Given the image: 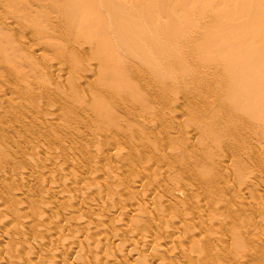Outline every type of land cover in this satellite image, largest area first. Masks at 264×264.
Returning a JSON list of instances; mask_svg holds the SVG:
<instances>
[{"label": "rangeland", "instance_id": "obj_1", "mask_svg": "<svg viewBox=\"0 0 264 264\" xmlns=\"http://www.w3.org/2000/svg\"><path fill=\"white\" fill-rule=\"evenodd\" d=\"M210 1L0 0V264H235V260L259 264L256 253L264 260L260 255L264 254V120L257 121L259 113L264 116L263 92L259 90L264 84L258 83L262 72H257L264 71V41H260L264 39L259 38L264 34V5L261 9L259 0H252L262 10L256 16L257 6H250L251 0H243L245 4L242 0L241 4L240 0H233L237 4ZM251 7L257 18L249 23L247 16L253 11L249 14L247 8ZM216 8L226 20L220 17L222 24L214 25ZM230 19L233 29L248 23L247 31L241 30L239 35V28L232 32L228 26L234 38L241 34L247 39L252 30L255 36L259 27L258 37L250 38L253 48L249 38L247 42L241 36L237 41L225 37L229 32L224 27ZM208 22H214L209 26L211 34ZM166 23L173 26L169 29ZM256 23L260 24L254 28ZM220 25L224 29L218 36L225 30L221 36L226 34V40L237 42L239 53L256 48L258 57L242 51L251 61L242 52L243 56L236 55L231 42L237 58L231 49V55L227 54L229 42L218 37L221 44L223 40L227 44L228 65L232 67L235 59L243 60L244 65L246 60L252 62L240 67L243 77L249 66H253L249 75L252 72L254 77L257 67L254 74L260 79L254 77V82L245 75L247 82L249 77L254 79L249 78L253 86L248 82L252 88L244 87L248 83L239 72L243 80L232 75L242 62L235 63V67L240 65L233 66L232 74L228 68L224 70L225 46H218L213 33ZM171 30L178 31L177 36ZM201 33L205 39L210 35L204 56L200 55L203 50L199 53L204 46ZM168 37L176 40L169 42L174 45L169 47L172 52L163 50L168 47L162 46ZM214 42L222 46L220 59ZM241 44L244 49H239ZM165 54L167 60L162 57ZM202 56L211 60L205 57L204 62ZM216 57L218 61H214ZM221 60L224 67L218 63ZM227 81L244 87L239 91L257 89L251 90L254 97L246 92L249 101L234 95L241 102L251 101L252 109L239 99L238 107L235 97L231 100L233 86H222ZM125 83L131 84L126 87ZM227 92L237 105L225 101L229 100ZM253 103L262 109H255ZM250 110L259 112L254 115L256 123ZM234 241L238 249L233 247ZM214 246L219 250L211 253ZM249 247L257 252H248ZM249 253L255 255L254 261ZM243 254L248 256L247 262Z\"/></svg>", "mask_w": 264, "mask_h": 264}, {"label": "bare ground", "instance_id": "obj_2", "mask_svg": "<svg viewBox=\"0 0 264 264\" xmlns=\"http://www.w3.org/2000/svg\"><path fill=\"white\" fill-rule=\"evenodd\" d=\"M212 1H213V4H215L214 0H211L210 2H212ZM232 1H233V0H232ZM237 1L239 2V0H236V2H237ZM242 1H243V0H242ZM244 1L247 2V0H244ZM244 1H243V3L245 4ZM261 1H264V0H259V1H257V2H259L260 4H262L263 2L261 3ZM233 2H234V1H233ZM233 2H232V3H233ZM236 2H234V3L237 4ZM250 2H252V0H251ZM226 3L228 4V7H229V4H230V3H229V2H226ZM241 3H242V2H241V0H240L239 4H241ZM255 3H256V2H255ZM255 3L252 2V3L250 4V6L253 5V8H254V6H257L256 8H258V9L255 8V10L257 11L255 15L257 16L258 11L262 9L261 6L263 7L264 4H262V5L259 4V7L261 8V9H260V8L258 7V3H256L257 5H256ZM227 4H226V5H227ZM230 5L233 6V4H230ZM214 6L216 7V5H213V7H214ZM250 6H248V7H250ZM263 8H264V7H263ZM216 9H217V8H216ZM249 9H250V10H248V8H247V11H249V14H250V11L252 12L253 10H251L252 7L249 8ZM214 10H215V9H214ZM255 10H254V11H255ZM216 11L219 12L220 10L217 9V10L213 11L212 14H214V12H215V17L217 18V15H216V14H218V16H219V15H220L219 13H221V12L218 13V12H216ZM238 11H239V10H238ZM247 11H246V13H247ZM254 11H253V15L251 14V16H249V17L252 18L253 16H255V15H254ZM261 11H262V10H261ZM261 11H260V12H261ZM263 11H264V9H263ZM243 12H245V11H243ZM246 13H244V18H243V20L245 19ZM261 13H264V12H261ZM261 13H259L258 15H261ZM221 15H223V14L221 13ZM220 17H221V16H219L218 19L214 18V19H215V24H214V25H216V24H218V23H219V24H222V23H220V21L222 22L223 20H226V17L222 16V17H223V20L221 19L222 17H221V18H220ZM249 17L247 16V19H249V20H247V22H248V21H251V22H249V23H252V21L255 20V19H253V18H257V17H253V18H252L253 20H252V19H250ZM261 17L264 18L263 15H261ZM174 18H175V17H173V19H174ZM262 18H261V19H262ZM259 19H260V18H259ZM261 19H260V20H261ZM218 20H219V22H218ZM212 21H213V20H212ZM216 21H217V22H216ZM234 21H235V20H234ZM261 21H264V19L261 20ZM134 22H136V21H134ZM154 22H155V21H154ZM168 22H169V21H168ZM168 22H167V23H168ZM230 22H231V24H230ZM244 22H245V21H244ZM258 22H259V21H258ZM156 23H157V22H156ZM156 23H153V24H156ZM167 23H166V24H167ZM170 23L173 24V22H171V21L169 22V24H170ZM178 23H179V22L177 21V24H175V27H178ZM213 23H214V22H213ZM213 23L211 24V23L208 22V25H206V27H209V26L212 27L211 25H213ZM223 23L226 24L227 21H226V22L224 21ZM234 23H236V22H234ZM237 23H238V22H237ZM237 23H236V24H237ZM245 23H246V22H245ZM245 23H244V25H241V27H238L240 30H238L237 33H238L239 31H241V30H242V31L244 30V32H245V30L247 31V29H246V27H245ZM263 23H264V22H261V25H262ZM136 24H137V22H136ZM141 24H142V23H141ZM141 24H140V25H141ZM160 24H162L161 26L163 27V23H160ZM209 24H210V25H209ZM225 24H223V25H225ZM232 24H233V23H232V20L230 19L229 24L227 25V27H224V26L220 25L222 28H220V26H218L217 28H219V30H218V29H215V30L217 31V32H216V31L213 29V31H215V32H213V33H216V34H217V33H219L218 31H221L222 29L225 28V29H227L226 34H227V32H229L230 34L228 33L227 36H225L226 34H224V36H225V37H228V35L231 36V34L233 35L232 32H234V31H236V30L238 29V28L236 27V26H238V25H236V24H235V25H236V26H235V27H236V30H235V27H234V29H233V28H232V27H233ZM247 24H248V23H246V25H247ZM258 24H260V23H258ZM258 24L256 23V24H252V25H254V26L256 25V26H257ZM128 25H129V24H127L126 27H127ZM132 25H133V24H132ZM138 25H139V24H138ZM138 25H137V26H138ZM142 25H143V24H142ZM149 25H150V24H149ZM157 25H159V24H157ZM167 25H168V24H167ZM176 25H177V26H176ZM195 25H196V24H195ZM198 25H199V24H197L196 26H198ZM229 25H230V26H229ZM119 26H120V24H119ZM119 26H117V27H119ZM130 26H131V24H130ZM134 26H136L135 23H134ZM137 26H136V27H137ZM145 26H146V25H145V23H144V27H145ZM147 26H148V24H147ZM151 26H152V24H151ZM154 26H155V25H154ZM154 26H153V27H154ZM161 26H160V28H161ZM171 26H173V25H170V27H171ZM196 26H194V27H196ZM203 26H204V25H203ZM203 26H199V32H202L204 29L206 30L205 26H204V29H201V28H200V27L203 28ZM228 26H229L230 30L233 29L234 31H232V30H231L232 32L228 31V30H229V29H228ZM242 26H243V28L245 27V29H243ZM248 26H251V25L249 24ZM248 26H247V27H248ZM256 26H255L254 28H256ZM262 26H263V25H262ZM113 27H114V26H113ZM121 27H122V26H121ZM124 27H125V26H124ZM139 27H140V28H143L142 26H139ZM139 27H138V28H139ZM156 27H157V26H156ZM167 27L170 29L169 25H168ZM179 27H180V25H179ZM181 27H183V25H182ZM187 27H189V25H188ZM187 27H185V28H187ZM190 27H191V25H190ZM210 27H209V30L211 29ZM223 27H224V28H223ZM257 27H258V26H257ZM115 28H116V27H115ZM119 28H120V27H119ZM127 28H129V26H128ZM127 28H126V29H127ZM134 28H135V27H134ZM151 28H152V27H151ZM160 28H159V30H160ZM165 28H166V25H165ZM168 28H166V29H167L168 32H170V31L168 30ZM185 28H184V30H183L182 28H180V29L177 28V29H178L179 31H180V30H182V31H186ZM258 28H259V27H258ZM258 28H257L258 31H257L256 29H254V31H255V32L257 31V33L259 32V29H258ZM126 29H125V31H126ZM129 29H130V28H129ZM157 29H158V28H157ZM157 29H156V30H157ZM161 29H162V28H161ZM174 29H175V28H174ZM174 29H173V30H174ZM177 29H175V30H177ZM189 29H190V28H189ZM193 29H195V28H191L190 30H193ZM196 29H197V27H196ZM252 29H253V27H252ZM260 29H261V27H260ZM121 30H122V29H121ZM127 30H128V29H127ZM135 30H136V28H135ZM137 30H138V29H137ZM143 30H144V29H143ZM143 30L141 31V33H143ZM148 30H151V29H148ZM148 30H147V31H148ZM152 30H153V29H152ZM152 30H151V32H152ZM175 30H174V31H175ZM190 30H189V31H190ZM201 30H202V31H201ZM209 30H208V31H209ZM115 31H116V30H115ZM117 31H118V30H117ZM117 31H116V32H117ZM147 31H146V32H147ZM162 31H163V29L161 30V33H162ZM171 31H172V30H171ZM174 31H172V33H174ZM182 31H180L179 33H181ZM197 31H198V29H197ZM197 31H194V33L197 32ZM263 31H264V27L262 28V31H261V32H263ZM110 32H111V31H109V33H110ZM139 32H140V31H139ZM139 32H138V33H139ZM153 32H154V31H153ZM157 32H158V31H157ZM163 32H165L164 34H166V31H163ZM186 32H188V30H187ZM186 32H185V34H186ZM199 32H198V33H199ZM222 32L225 33V30H223ZM244 32H241V33L244 34V35H247L249 31H248L247 33H244ZM252 32H253V30L251 31L250 37H248L249 39L252 38V37H253L252 39H254V37L257 38V37H258V34H260V33H258V34L255 33V36H254V35H253L254 32H253V33H252ZM123 33H124V32H123ZM126 33H127V31H126ZM129 33H131V32H129ZM141 33H140V34H141ZM144 33H145V32H144ZM144 33H143V34H144ZM175 33H176V32H175ZM175 33H174V35L177 36L176 34L178 33V31H177L176 34H175ZM189 33H190V32H189ZM202 33H204V32H202ZM202 33H201V34H202ZM211 33H212V32H211V30H210V34H211ZM223 33H220V34L223 35ZM237 33L235 32L234 34L236 35ZM239 33H240V32H239ZM239 33H238V35H239ZM115 34H116V33H115ZM145 34H146V33H145ZM157 34H158V33H157ZM168 34H170V33H168ZM183 34H184V33H183ZM192 34H193V33H192ZM256 34H257V36H256ZM262 34H263V33H261V35L259 36V38L264 39V38H263V37H264V34H263V36H262ZM118 35H119V34H118ZM122 35H123V34H122ZM122 35H120V37H121ZM137 35H138V34H137ZM153 35H155V34H152V36H153ZM159 35H160V34H159ZM172 35H173V34H172ZM181 35H182V34H181ZM181 35H180V37H181ZM190 35H191V34H190ZM195 35H197V34H195ZM199 35H200V34H199ZM202 35H203V34H202ZM202 35H201V36H202ZM205 35H206V34H205ZM218 35H219V34L215 35L214 40L217 39V41H218L219 38L221 37V38H224L225 42H229V43H227L228 45L225 44V45H227V47H228V49H227V47H226L225 45H223V44H224V40H223V39H221V41L223 40V43H222V44H221V42L218 41V46H219V45H223V47H222V46L218 47V46L216 45V43H215V42H217V41H215L214 44H215V46H217V47H215V49L218 48V50H219V51H216V53L220 52V48H221V47L224 49V46H225V50H222V48H221V50H222L223 52L226 51V49H227V51H228L229 49H231V51L233 52V50L236 48V45H237V44L235 45V43H237V42L234 43V41H232L231 39L228 41V39L230 38V36H229L228 39L226 40L224 36H221V35H220V37H219ZM238 35H237V36H238ZM251 35H252V36H251ZM124 36H125V35H124ZM134 36H135V35H134ZM140 36H142V35H140ZM145 36H146V35H145ZM148 36H149V35H148ZM160 36H161V35H160ZM168 36H171V34L168 35ZM175 36H173L174 39H175V38L177 39V37H175ZM192 36H193V35H192ZM201 36H200V37H201ZM212 36H214V35H212ZM237 36H236V37H237ZM240 36L243 37L244 39H246L245 37H247V36L244 37V36H242L241 34H240ZM240 36H238V39H239ZM248 36H249V35H248ZM261 36H262V37H261ZM110 37H111V36H110ZM116 37H117V36H116ZM127 37H131V35H129V36H125V37H123V38H127ZM135 37H136V36H135ZM149 37H150V36H149ZM156 37H157V36H156ZM158 37H159V36H158ZM158 37H157V38H158ZM205 37H206V36H205ZM207 37H208V38H207ZM207 37H206V38L209 39L210 35L207 36ZM218 37H219V38H218ZM236 37H235V38H236ZM112 38H113V37H112ZM131 38H133V37H131ZM137 38H138V37H137ZM153 38H155V37H153ZM178 38H179V37H178ZM182 38H183V36H182ZM184 38H185V37H184ZM203 38H204V35H203ZM203 38H202V39H203ZM231 38H234V36H231ZM235 38H234L233 40H236V41H237V39H235ZM243 38H241L242 40H240V43L242 42V44L244 45V43H243V41H244ZM248 38L246 39L247 42H248V40H249ZM256 38H255V39H256ZM118 39H119V38H118ZM118 39H117V40H118ZM134 39H135V38H134ZM140 39H141V38H140ZM151 39H152V38H150V40H151ZM166 39H167V38H166ZM168 39H169V41H167ZM168 39L166 40V42H168V43H165V42H164L165 45H162V46H166V45H168V47L166 46V47H164V49H163V47L161 46V48H162L163 50H166V48H167V50L169 49V50L172 52V50H171L170 48H171V47L173 48L174 45L172 46L171 44H169V42H174V41H176V40H174V39L171 38V37H168ZM170 39H172V41H171ZM195 39H196V37H195ZM198 39H199V38H198ZM207 39L204 38V39H203L204 42H203V40L201 41V43L203 42V44H204V46H205V47L203 46V48H202V45H201V50L199 49L200 46L195 45L196 47H199L198 49H199L200 51H199L198 49H196V50L199 51V53H200L202 50H203L202 52H204V50H205V51L208 50V49H204V48H206L205 40H207ZM211 39H212V38H211ZM252 39H250V41L248 42V43H249V47H251V46H250V43H251V40H252ZM255 39H254V40H255ZM128 40H129V39H128ZM130 40H131V39H130ZM136 40H137V39H136ZM136 40H135V41H136ZM142 40H143V39H142ZM155 40H157V39H155ZM182 40H183V39H182ZM254 40H253V43H254ZM148 41H149V40H148ZM153 41H154V39H153ZM153 41L151 40V42H153ZM158 41H159V40H158ZM183 41H185V40H183ZM197 41H199V40H197ZM211 41H212V40H211ZM260 41L263 42L264 40H260ZM143 42H144V41H143ZM145 42H147V41H145ZM194 42H195V41H194ZM206 42H207V41H206ZM209 42H210V41H209ZM231 42H233V43H232L233 46L235 45V48H234L233 50H232V47H231V46H232ZM135 43H136V44H135V46H136V45H137V41H136ZM153 43H154V42H153ZM201 43H200V44H201ZM212 43H213V41L211 42V44H212ZM245 43H246V41H245ZM253 43H251V44H252V48H253V46H254ZM255 43H256V42H255ZM123 44H124V43H123ZM144 44H145V43H144ZM151 44H152V43H151ZM159 44H160V43H159ZM159 44H158V45H159ZM173 44H175V43H173ZM192 44H193V43H192ZM196 44H198V42H197ZM229 44H231V46H230ZM242 44H241V46L239 45V47H240L239 49L242 48V46H243ZM155 45H156V43H155ZM155 45L153 44L154 47H155ZM170 45H171V47H170ZM176 45H177V44H176ZM190 45H191V44H190ZM108 46H109V45H108ZM108 46H107V47H108ZM141 46H142V45H141ZM141 46H139V47H141ZM145 46H147V45H145ZM151 46H152V45H151ZM156 46H157V45H156ZM195 46H194V47H195ZM211 46H214V45H211ZM245 46H246V44H245ZM132 47H133V46H132ZM132 47L130 46V48H132ZM148 47H149V46H148ZM158 47H159V46H158ZM158 47H157V48H158ZM169 47H170V48H169ZM177 47H178V46H177ZM191 47H192V46H191ZM191 47H190V48H191ZM229 47H231V48H229ZM243 47H244V46H243ZM246 47L249 49L248 45H247ZM108 48H109V47H108ZM128 48H129V47H128ZM135 48H136V47H135ZM141 48H142V47H141ZM141 48H140V49H141ZM143 48L145 49L144 46H143ZM143 48H142V49H143ZM179 48H182V47H179ZM211 48H212V51L214 50L213 52H215L214 47H211ZM247 48H245V49H247ZM252 48H251V49H252ZM100 49H101V48H100ZM132 49H134V48H132ZM154 49H156V48H154ZM194 49H195V48H194ZM237 49H238V48H236L235 51H236ZM242 49H244V48H242ZM255 49H256V48H255ZM255 49L252 50V51H251L250 49H249L250 51H249V50H246V51L244 50V51H245V52L248 51V53H249V55H250V54H251L250 52L253 53V52L255 51ZM112 50H113V49H112ZM130 50H131V49H130ZM138 50H139V49H138ZM151 50H152V49H151ZM151 50L149 49V51H151ZM157 50H158V49H157ZM159 50L161 51V49H159ZM159 50H158V51H159ZM188 50H189V49H188ZM108 51H109V50H108ZM131 51H132V50H131ZM175 51H177L176 48H175ZM191 51H192V50H191ZM193 51H194V50H193ZM193 51H192V52H193ZM227 51H226V52H227ZM231 51H230V52L228 51L229 53L227 52V54H230V55H231V53H232ZM235 51L232 53V56L235 55ZM242 51H243V50H241V52H242ZM244 51H243V52H244ZM111 52H112V51H111ZM113 52H114V50H113ZM141 52H143V51H141ZM144 52H145V50H144ZM144 52H143V53H144ZM155 52H157V51H155ZM161 52H163V51H161ZM168 52H169V51H168ZM189 52H190V51H189ZM195 52H196V51H194L193 53H195ZM213 52H212V53H213ZM226 52H224L226 56L224 55V57H223V56H222V53H218V56H217V57L220 59V58H221L220 56H222V58H224V60H223V59H222V60H223L224 62L227 63L228 60L225 59V57L229 58L230 56L227 55ZM241 52L239 53V51H236V55L240 54V57L243 56V55H241ZM243 52H242V54L248 55L247 53H243ZM136 53H137V52H136ZM146 53H147V51H146ZM197 53H198V52H197ZM254 53H255V52H254ZM256 53H257V51H256ZM256 53H255L254 55H257V57H258V54H256ZM137 54H138V53H137ZM140 54H141V53H140ZM162 54H163V53H162ZM162 54H161V55H162ZM177 54H178V53H177ZM177 54H175V55H177ZM203 54H205V52L202 53V54H200V55H203ZM115 55H116V53H115ZM115 55H113V56H115ZM118 55H119V53H118ZM133 55H134V54H133ZM151 55H153V54L151 53ZM189 55H190V54H189ZM197 55H198V54H197ZM206 55H207V53H206ZM213 55H214V53H213ZM213 55H212V56H213ZM236 55H235V57H237ZM249 55H248V57H247V56H246V57L248 58V60L251 59V61H252V57L250 58ZM252 55H253V54H252ZM111 56H112V55H111ZM140 56H141V55H140ZM140 56H138V57L140 58ZM142 56L145 58L144 55H142ZM158 56H159V55H158ZM164 56H166V54L163 55L162 57H164ZM169 56H170V53H169ZM173 56H174V54H173ZM177 56H179V54H178ZM192 56H193V55H192ZM195 56H196V55H195ZM203 56H204V55H203ZM203 56H202V57H203ZM208 56H209V55H208ZM208 56H205V57H207V59H208ZM214 56H215V55H214ZM232 56H231V57H232ZM107 57H108V55H107ZM117 57H118V56H117ZM119 57H120V55H119ZM170 57H171V56H170ZM185 57H186V55H185ZM205 57H203V59H204ZM217 57H216V60H214V61H218V60H219V59H217ZM235 57H233V58H235ZM238 57H239V56H238ZM238 57H237V58H238ZM240 57H239V58H240ZM111 58H113V57H111ZM164 58H166V57H164ZM181 58H182V57H181ZM181 58H180V59H181ZM191 58H192V57H191ZM200 58H201V56H200ZM209 58H210V57H209ZM213 58H215V57H213ZM242 58L244 59L245 56L242 57ZM247 58H246V59H247ZM249 58H250V59H249ZM255 58H256V56H255ZM107 59H108V58H107ZM135 59H136V58H135ZM149 59H150V58H149ZM162 59H163V58H162ZM183 59H184V58H183ZM185 59H186V58H185ZM197 59H198V58H196V60H197ZM205 59H206V58H205ZM205 59H204V60H205ZM246 59H244V61H245ZM257 59H258V58H257ZM109 60H110V59H109ZM153 60H155V59H153ZM157 60H158V59H157ZM163 60H164V59H163ZM166 60H167V58H166ZM166 60H164V61H166ZM201 60H202V59H201ZM208 60H209V59H208ZM208 60H207V61H208ZM210 60H211V59H210ZM210 60H209V61H210ZM222 60H221V61H222ZM226 60H227V61H226ZM229 60L232 61V63H234V62L237 63V61H238L239 63L242 62V63H240L241 65L239 64L240 66L238 65L239 68H238V66L235 67V65H237L238 63H237V64H235V63L233 64V66L235 67V69H236V68L239 69L237 72L234 71L233 74H232L231 71L234 69V67H233V66L231 67L230 65H228L229 63L231 64V62L228 61L229 63H227V65H226V63H224L223 61H222V62H218V63H220V64H221V63H224V64H222V67H224V66L226 65V66L224 67V70H225V71H227V70L230 71V70L232 69V70L230 71L232 75H234L235 73H236V75H237L238 72H239L238 74H241V73H240V70H241L240 67H241L242 64H243V60L241 59L242 61H240L239 59H235L236 61H234V62H233V60H231V59H229ZM254 60H256V59H254ZM110 61H111V60H110ZM134 61H135V60H134ZM140 61H142V60H140ZM146 61H147V60H146ZM150 61H151V60H150ZM164 61H163V62H164ZM168 61H169V59H168ZM168 61L166 62L167 64L169 63ZM190 61H191V60H190ZM197 61H198V60H197ZM209 61H208V62H209ZM137 62H138V59H137ZM153 62H154V61H153ZM153 62H151V63H153ZM180 62H181V60H180ZM183 62H185V60H184ZM186 62H187V61H186ZM198 62H199V61H198ZM204 62H206V60H205ZM204 62H203V63H204ZM208 62L205 63V64H208ZM147 63H148V62H147ZM188 63H189V62H188ZM212 63H213V61H212L211 63H209V64H212ZM215 63H217V62H215ZM246 63H247V64H250V63H252V62L249 61V63H248V61L246 60ZM246 63H245V65L243 64L242 69H243L244 66H247ZM255 63H256V61H255L254 64H252V65H255ZM145 64H146V62H145ZM149 64H150V63H149ZM179 64H180V63H178V65H179ZM181 64H182V62H181ZM189 64H190V63H189ZM199 64H200V62H199ZM209 64H208V65H209ZM220 64H219V65H220ZM130 65H132V64H130ZM147 65H148V64H147ZM155 65H156V64H155ZM158 65H159V63H158ZM187 65H188V64H187ZM203 65H204V64H203ZM214 65H215V64H214ZM223 65H224V66H223ZM135 66H136V65H135ZM188 66H189V65H188ZM196 66H197V65H196ZM205 66H206V65H205ZM220 66H221V65H220ZM220 66H219V67H220ZM229 66H230V67H229ZM130 67H131V66H130ZM156 67H157V66H156ZM199 67H200V65H199ZM206 67H207V66H206ZM211 67H212V66H210V68H211ZM247 67H248V66H247ZM250 67H251V66H249V69L245 67L246 70H247V73H246V71H245V73L248 74V75H249V70L251 71V69H252L253 66L251 67V69H250ZM255 67H256V65L254 66V68H255ZM258 67H259V66H258ZM146 68H148V67H146ZM186 68H187V67H186ZM196 68H197V67H196ZM225 68H228V69L226 70ZM229 68H230V69H229ZM245 68H244V69H245ZM260 68H261V67H260ZM101 69H102V68H101ZM153 69H154V68H153ZM162 69H163V68H162ZM188 69H189V68H188ZM188 69H187V70H188ZM198 69H199V68H198ZM198 69H197V70H198ZM207 69H208V68H207ZM103 70H105V69H103ZM103 70L100 71V72L103 73V72H104ZM137 70H138V69H137ZM140 70H141V69H140ZM142 70H143V69H142ZM142 70H141V71H142ZM145 70H146V69H145ZM147 70H148V69H147ZM157 70H158V69H157ZM160 70H161V69H160ZM210 70H211V69H210ZM210 70H208V71H210ZM214 70H215V69H214ZM224 70H223V71H224ZM253 70H254V71H257V67H256L255 69H253ZM121 71H122V70H121ZM151 71H152V70H151ZM223 71H222V72H223ZM242 71H243V70H242ZM254 71H253V75H255L254 77H256V75H258V74H256L257 72H262L263 75H264V71H261V70H260V71L255 72V74H254ZM139 72H140V71H139ZM143 72H144V71H143ZM148 72H149V71H148ZM155 72H156V71H155ZM160 72H161V71H160ZM163 72H164V69H163ZM185 72H186V71H185ZM187 72H188V71H187ZM243 72H244V71H243ZM208 73H209V72H208ZM223 73H224V72H223ZM226 73L228 74V72H226ZM262 73L259 74V77H260L261 79L263 78V77H261V76H263ZM161 74H162V73H161ZM219 74H220V73H219ZM243 74H244V73H243ZM246 74H245V75H246ZM102 75H103V74H102ZM145 75H147V74L145 73ZM151 75H152V74H151ZM156 75H157V74H156ZM158 75H159V72H158ZM164 75H165V74H164ZM194 75H195V73H194ZM198 75H200V74H198ZM213 75H214V74H213ZM216 75H217V74H216ZM236 75H234L233 77H235ZM245 75H244V77H245ZM260 75H261V76H260ZM160 76H161V75H160ZM191 76H192V75H191ZM218 76H219V75H218ZM222 76H223V75H222ZM224 76H226V74H224ZM224 76H223V77H224ZM229 76H230V74L228 75V77H229ZM237 76H238V75H237ZM237 76H236V78L239 79L240 76H238V77H237ZM241 76H242V74H241ZM249 76H252V72H251V74H250ZM249 76H248V77H249ZM149 77H150V76H149ZM149 77H148V78H149ZM181 77H182V76H181ZM193 77H194V76H193ZM206 77H207V76H206ZM206 77H205V79H206ZM209 77H210V76H209ZM226 77H227V76H226ZM226 77H225V80H223V81H226ZM228 77H227V78H228ZM242 77H243V76H242ZM242 77H240L241 80H243V78H244V77H243V78H242ZM252 77H253V76H252ZM252 77H249V78L253 79L254 77H253V78H252ZM158 78H159V76L157 77V79H158ZM160 78H161V77H160ZM163 78H164V77H163ZM188 78H189V77H188ZM197 78H198V76H197ZM197 78H195V79H197ZM200 78H201V77H200ZM203 78H204V77H203ZM210 78H211V77H210ZM229 78H231V77H229ZM249 78H248V82H250V80H251V79H249ZM257 78H258V77H256V79H257ZM260 78H258V79H260ZM185 79H186V78H185ZM215 79H216V78H215ZM215 79H214V81H215ZM218 79H219V78H218ZM223 79H224V78H223ZM238 79H237V80H238ZM245 79H246V81H245V80H243V81L247 84V83H248V82H247V76L245 77ZM254 79H255V78H254ZM254 79H253V80H254ZM256 79L254 80V82L256 81ZM261 79H260V82L257 80L258 83H261V82H262V83L264 84V78L262 79L263 81H262ZM148 80H149V79H148ZM161 80H162V79H161ZM186 80H187V79H186ZM201 80H202V79H201ZM227 80H229V79H227ZM231 80H232V79H231ZM233 80H234V79H233ZM237 80L235 79V81H237ZM241 80H238V82H240V85H241ZM149 81H150V80H149ZM179 81H181V80H179ZM210 81H211V80H210ZM218 81H219V80H218ZM124 82H125V81H124ZM124 82H123V83H124ZM127 82H128V81H127ZM129 82H130V80H129ZM158 82H159V80H158ZM196 82H197V81H196ZM201 82H202V81H201ZM232 82H233L232 84H231V81L229 82L230 85L233 86V88H234V89L232 88V90H234V94L232 93L233 91L230 92V94H231V93L233 94V95H230V96H231V100H232L233 97H235V99H236L237 97H239V96H241V95L244 96V97H242L243 100H244V98L247 96V93H248V92L250 93V91L252 90L251 88H252V86L254 85V83L252 84L253 81L251 80L250 84H252V86H251L249 83H248V84H249L250 86H248V84H247V86H246V85L244 86V87H246V88L251 87V88H250L251 90L248 91V90H246V88H245V90H244V89H243V91L240 90V91H241V92H240L238 89H239L241 86L239 85L240 87L237 88L236 86L233 85V84L236 83V82H234V81H232ZM238 82H237V83H238ZM131 83H132V82H131ZM131 83H130V84H131ZM185 83H187V82H185ZM220 83H222V81H221ZM220 83H219V84H220ZM224 83H225V82H224ZM224 83H223V84H224ZM226 83H227V84H226ZM226 83H225L224 85H222V86H226V85L229 84L228 81H227ZM237 83H236V84H237ZM256 83H257V82H256ZM130 84H128V85H130ZM177 84H178V83H177ZM177 84H176V85H177ZM181 84H182V83H181ZM189 84H190V83H189ZM216 84H217V83H216ZM216 84H215V85H216ZM238 84H239V83H238ZM238 84H237V85H238ZM243 84H244V83H243ZM243 84H242V85H243ZM128 85L126 86V83H125V86H126V87H128ZM161 85H162V84H161ZM192 85H193V84H192ZM192 85H191V86H192ZM230 85L227 86V87L230 88ZM257 85H258L257 87L260 86V84H257ZM134 86H135V85H134ZM134 86H132V87L129 86V87H130V89H132ZM178 86H179V85H178ZM183 86H184V85H183ZM185 86H186V85H185ZM193 86H194V85H193ZM196 86H197V85H196ZM200 86H201V85H200ZM211 86H212V85H211ZM163 87H164V86H163ZM204 87H205V86H204ZM218 87H219V86H218ZM244 87H241V88H244ZM254 87H256V86H254ZM254 87H253V88H254ZM257 87H256V88H257ZM262 87H263V85H262ZM220 88H223V87H220ZM225 88H226V87H224V89H225ZM229 88H226L225 90L228 91ZM235 88L237 89V92L239 91L238 93L235 92ZM130 89H129V90H130ZM194 89H195V88H194ZM211 89H212V88H211ZM213 89H214V88H213ZM248 89H249V88H248ZM260 89H261L262 92H263L261 96H262V98H264V97H263V96H264V90H263L264 88H260V87H259V90H260ZM216 90H217V89H216ZM222 90H223V89H222ZM225 90H224V91H225ZM230 90H231V88H230ZM255 90H257V89H255ZM255 90H252V91L254 92ZM259 90H258V91H259ZM261 90H260V91H261ZM175 91H177V90H175ZM214 91H215V90H214ZM217 91H218V90H217ZM219 91H220V90H219ZM244 91H245V93L247 92L246 95L243 93ZM252 91H251V94L253 93ZM258 91H257V92H258ZM220 92H221V91H220ZM185 93H186V92H185ZM207 93H208V92H207ZM214 93H215V92H214ZM255 93H256V92H255ZM258 93H259V92H258ZM258 93H257V94H258ZM188 94H189V93H188ZM196 94H197V93H196ZM211 94H212V92H211ZM211 94H210V95H211ZM221 94H222V93H221ZM225 94H226V93H225ZM228 94H229V92H227L226 95L228 96ZM235 94H236V95L239 94V95L236 97V96H234ZM240 94H241V95H240ZM257 94H256V95H257ZM186 95H187V94H186ZM193 95H194V94H193ZM193 95H190V94H189V96H193ZM212 95H213V94H212ZM252 95H253V94H252ZM219 96H220V95H219ZM223 96H224V95H223ZM249 96L252 97L251 95H249ZM259 96H260V94H259ZM261 96H260V97H261ZM224 97H225V96H224ZM250 97H249V98H250ZM253 97H254V95H253ZM253 97H252V98H253ZM186 98H187V96H186ZM215 98H216V97H215ZM222 98H223V97H222ZM240 98H241V97H240ZM187 99H188V98H187ZM205 99H206V98H205ZM226 99H227V97H226ZM228 99H229V100H225V101H230L229 96H228ZM235 99H233L232 101H235ZM238 99H239V98H237L236 100H238ZM246 99H247V98H245V100H246ZM250 99H251V98H250ZM253 99H254V98H253ZM202 100H203V99H202ZM221 100H223V99H221ZM239 100H240V99H239ZM239 100L236 101V103L238 104V107L241 106V104L238 103ZM251 100H252V99H251ZM138 101H139V100H137V102H138ZM196 101H197V100H196ZM232 101H230V102H232ZM246 101H249V100H246ZM252 101L254 102V100H252ZM258 101H259V100H258ZM258 101H257V99H256L255 102L258 103ZM205 102H206V101H205ZM209 102H210V101H209ZM240 102H241V100H240ZM242 102H244V101H242ZM242 102H241V103H242ZM138 103H139V102H138ZM176 103H177V102H176ZM228 103H229V102H228ZM244 103H247V102H244ZM249 103H252V102L250 101ZM249 103H247V104H248V106L251 105V108H250V109H252V106H253V105H252V104H249ZM187 104H188V100H187ZM198 104H199V103H198ZM224 104H225V103H224ZM229 104H230V103H229ZM231 104H232L231 106H235V105H237V104H235V103H234L235 105H233V102H232ZM253 104L255 105V106H254L255 109H256V108H258V109L260 108V107H258L257 104H255V103H253ZM201 105H202V104H201ZM220 105H221V104H220ZM242 105H243V104H242ZM256 105H257V107H256ZM259 105H260V102H259ZM213 106L215 107L216 105H213ZM245 106H246V104L244 105V108H246ZM248 106H247V107H248ZM187 107H188V106H187ZM193 107H194V106H193ZM214 107H213V108H214ZM217 107H218V106H217ZM229 107H230V106H229ZM238 107L236 106V108H238ZM254 107H253V108H254ZM145 108H146V107H145ZM197 108H198V106H197ZM205 108H206V107H205ZM207 108H208V107H207ZM234 108H235V107H234ZM236 108H235V109H236ZM241 108H243V106H242ZM241 108H239V109H241ZM244 108H243V109H244ZM248 108H249V107H248ZM239 109H238V110H239ZM243 109H241L242 112L245 110V109H244V110H243ZM246 109H247V108H246ZM255 109H253V111H254ZM258 109H257V110H258ZM260 109H262V108H260ZM190 110H191V109H190ZM212 110H213V109H212ZM241 110H240V111H241ZM145 111H146V110H145ZM186 111H187V110H186ZM201 111H202V110H201ZM214 111H215V110H214ZM234 111H235V110H234ZM245 111H246V110H245ZM245 111H244V115L246 114ZM248 111H249V109H248ZM248 111H247V112H248ZM258 111H259V110H258ZM258 111H257V112L255 111V112H256V113H255V112H252V111L250 110V112H251L252 114L254 113L253 116H254L255 114H256V116H257V113H259ZM242 112H241V114H243ZM186 113H187V112H186ZM196 113H197V112H196ZM207 113H208V112H207ZM211 113H212V112H211ZM211 113H209V114H211ZM219 113H220V112H219ZM236 113H240V112H239V111H238V112L236 111ZM191 114H192V113H191ZM213 114H214V113H213ZM248 114H250V113H248ZM188 115H189V114H188ZM193 115H194V114H193ZM203 115H204V114H203ZM215 115H216V114H215ZM220 115H221V114H220ZM250 115H251V114H250ZM250 115H249V116H250ZM190 116H191V115H190ZM209 116H210V115H209ZM216 116H217V115H216ZM222 116H223V115H222ZM224 116H225V115H224ZM230 116H231V115H230ZM245 116H247V115H245ZM253 116H252V115L250 116V117L253 118V119L251 118L252 121L254 120V118H255V120H256V116H254V117H253ZM259 116H260V117H259ZM195 117H196V116H195ZM207 117H208V116H207ZM207 117H206V118H207ZM258 117H259L260 119H259ZM258 117H257V121H259V120H264V118H263L264 116L261 115L260 113L258 114ZM186 118H188V117H186ZM200 118H201V117H200ZM204 118H205V117H204ZM210 118H211V117H210ZM261 118H262V119H261ZM190 119H191V118H190ZM195 119H196V118H195ZM198 119H199V118H198ZM202 119H203V118H202ZM193 120H194V118H193ZM204 120H205V119H204ZM208 120H209V119H208ZM211 120H212V119H211ZM216 120H217V118H216ZM228 120H229V119H228ZM249 120H250V119H249ZM255 120H254V121H255ZM205 121H206V120H205ZM231 121H232V120H231ZM254 121H253V122H254ZM257 121H255V123H256ZM191 122H192V120H191ZM194 122H195V121H194ZM209 122H210V121H209ZM209 122H208V123H209ZM211 122H212V121H211ZM233 122H234V121H233ZM250 122H251V121H250ZM192 123H193V122H192ZM192 123H191V124H192ZM204 123H205V122H204ZM226 123H227V121H226ZM229 123H230V122H229ZM199 124H200V122H199ZM205 124H206V123H205ZM209 124H211V123H209ZM206 125H207V124H206ZM230 125H231V124H230ZM192 126H193V124H192ZM193 127H194V126H193ZM210 127H211V126H210ZM218 127H219V126H218ZM199 128H200V127H199ZM205 128H206V127H205ZM208 128H209V127H208ZM206 129H207V128H206ZM206 129H205V130H206ZM216 129H217V128H216ZM197 130H199V129H197ZM210 130H211V129H210ZM210 130H209V131H210ZM218 130H219V129H218ZM218 130H217V131H218ZM199 131H200V130H199ZM201 131H202V130H201ZM212 131H214V130H212ZM205 132H206V131H205ZM199 133H200V132H199ZM207 133H208V132H207ZM209 134H211V132H210ZM212 134H213V132H212ZM206 135H207V134H206ZM201 136L203 137V135H201ZM204 136H205V135H204ZM216 136H217V135H216ZM205 137H206V136H205ZM206 138H207V137H206ZM220 138H221V137H220ZM208 139H209V138H208ZM208 139H207V140H208ZM218 139H219V136H218ZM171 151H173V150H171ZM174 152H175V151H174ZM164 156H167V155H164ZM167 158H168V157H167ZM234 232H235V231H234ZM234 232L231 231V233H233V234H234ZM229 233H230V232H229ZM231 233H230V234H231ZM188 238H189V237H188ZM228 241H229V238H228ZM238 241H239V240H238ZM238 241H237V243H239ZM240 242H241V241H240ZM228 243H229V242H228ZM233 243L236 244V241H234ZM209 244H210V243H209ZM219 244H220V243H219ZM226 244H227V243L225 242V245H226ZM234 244H233V245H234ZM239 245H240V243H239ZM208 246H209V245H208ZM211 246H212V245H211ZM215 246H216V245H215ZM215 246H214V248H215ZM205 247H206V245H205ZM233 247H234V248L236 247V249H238V247H240V246H237V244H236V245H234ZM252 247H253V246H252ZM252 247H249V248L247 249L248 252H249V250H250ZM260 247H261V246H260ZM194 248H195V247H194ZM206 248H207V247H206ZM206 248H205V249H206ZM209 248H210V247H209ZM218 248H219V247H218ZM253 248H254V247H253ZM253 248H252V249H253ZM256 248H257V246H256ZM196 249H197V248H196ZM199 249H200V248H199ZM210 249H211V251H210L211 253H212V250H217V251L219 250V249H217V247H216L215 249H213V247H211ZM252 249H251V250H252ZM251 250H250V252H251ZM262 250H263V249H261V250H259V251L261 252ZM196 251H197L196 254H198V251H199V250H195V252H196ZM204 251H205V250H204ZM252 251H253L252 253H254V252L256 251V249H255V251H254V250H252ZM263 251H264V250H263ZM206 252H208V251H206ZM206 252H205V253H206ZM219 252H220V251H219ZM221 252H222V251H221ZM245 252H246V251H245ZM245 252H242V253H245ZM256 252H257V251H256ZM256 252H255V253H256ZM222 253H223V252H222ZM222 253H221V254H222ZM246 253H247V252H246ZM252 253H251V254L249 253V254L251 255V256H249V258H251V259H250L251 261H254V259L252 260V257H253V256L255 257V255L252 256ZM261 253H262V252H261ZM196 254L194 253V255H196ZM208 254H209V252H208ZM206 255H207V253H206ZM222 255L225 256V255H227V254H225V255L222 254ZM243 255L245 256L246 254H243ZM247 255H248V253H247ZM256 255L258 256V257H256V262H257V260L260 259V258H261V259H260L261 262H260V261H258V262H260V263L264 262V260L262 259L261 256H259L257 253H256ZM260 255H263V257H264V254H260ZM170 256H172L171 253H170ZM218 256H219V255H216V257L214 258L213 261H215V259H216ZM220 256H221V255H220ZM229 256H230V255H229ZM240 256H242V255H240ZM240 256L238 255V257H240ZM242 257H243V256H242ZM242 257H240V258H242ZM245 257H246V256H245ZM259 257H260V258H259ZM154 258H155V257H154ZM221 258H223V257L221 256ZM221 258H218V259L221 260ZM225 258H229V257L227 256V257H225ZM232 258H233V257H232ZM240 258H237V259H240ZM247 258H248V256H247L243 261L246 260V262H247V260L249 259V258H248V259H247ZM257 258H258V259H257ZM155 260H156V259H155ZM226 260H227V259H226ZM234 260H235V259H233V261H234ZM262 260H263V261H262ZM238 261H239V260H238ZM238 261L235 260V264H236ZM243 261H242V262H243ZM156 262H157V261H156ZM203 262H204V261H203ZM239 262H240V261H239ZM197 263H198V262H197ZM197 263H196V264H197ZM205 263H206V262H205ZM229 263H230V261H229ZM260 263H259V264H260ZM200 264H202V263H200ZM210 264H211V263H210ZM216 264H217V263H216ZM218 264H220V262H218ZM222 264H223V263H222ZM224 264H226V263H224ZM232 264H233V263H232ZM237 264H238V263H237ZM239 264H240V263H239ZM243 264H245V263H243ZM253 264H257V263H253ZM262 264H263V263H262Z\"/></svg>", "mask_w": 264, "mask_h": 264}]
</instances>
